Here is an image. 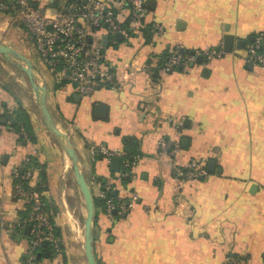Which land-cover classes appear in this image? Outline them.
Returning a JSON list of instances; mask_svg holds the SVG:
<instances>
[{
	"label": "crops",
	"instance_id": "obj_1",
	"mask_svg": "<svg viewBox=\"0 0 264 264\" xmlns=\"http://www.w3.org/2000/svg\"><path fill=\"white\" fill-rule=\"evenodd\" d=\"M32 1L52 11L63 0ZM145 1L146 26L152 29L157 21L164 32L157 36L142 28L119 38L126 53L115 59L105 51V60L117 71L133 65L136 73L89 95L59 81L40 61L27 28L0 11V34L33 61L38 81L47 88L48 107L73 141L94 201L106 196L103 180L117 182L118 170L99 147L124 148L128 137L138 140L135 173L121 183L137 193L135 205L119 217L95 205L97 262L264 264V68L247 62L243 51L264 30V0ZM227 34L233 36L231 51L225 50ZM220 45L221 53H201ZM177 48L195 54V60L165 71L169 53ZM18 80L0 67V118L3 110L25 109L36 138L22 141L10 120L0 119V264H29L31 229L21 223L29 217L30 203L13 191L14 168L24 166L27 156L34 157L29 167H35V186L46 196L62 246V253L38 257L33 264H87L81 216L68 197L70 157L39 114L35 90ZM163 136L180 143L178 162L204 158L208 173L192 180L176 177L172 163L159 154ZM85 211L84 220L87 206Z\"/></svg>",
	"mask_w": 264,
	"mask_h": 264
},
{
	"label": "built area",
	"instance_id": "obj_2",
	"mask_svg": "<svg viewBox=\"0 0 264 264\" xmlns=\"http://www.w3.org/2000/svg\"><path fill=\"white\" fill-rule=\"evenodd\" d=\"M125 10L128 11L126 14L123 13ZM0 11L11 15L13 20L27 28L34 39L40 61L55 77L59 81L72 83L83 95L92 94L100 86L116 87L122 81L132 79L136 73L133 65L125 64L117 71L118 66L105 61L104 37L109 36L108 46L115 45L119 42L118 33L128 38L133 32L142 30L146 26L149 11L145 0H63L52 11L35 5L32 0H0ZM164 30L161 23H154L155 35L160 36ZM219 47H208L201 53L211 57L223 52V46ZM245 47L246 61L264 68V30L257 32ZM195 58V54L177 48L170 52L163 68L165 71H174L179 66L188 67ZM16 112V109H6L2 114L10 119L9 116H14ZM21 129L26 134L23 126ZM180 151L178 141L164 136L159 139V154L172 163L176 177L192 180L208 173L204 158L178 162ZM99 153L108 163L116 155L122 157L120 169L116 172V184H106L107 189L113 187L118 190L119 198L109 199L106 211L112 215L113 210L118 209L120 214H125L135 205L138 195L134 191L129 193L120 179L123 175H134V168L121 169L122 164L129 166V161L124 160V148H111L103 144L99 147ZM31 157L27 156L25 161ZM21 167L14 168L17 180L13 191L16 197L30 203L28 220L32 226L28 262L33 264L38 259V250L46 241L55 253L61 251V243L55 235V224L47 208V200L35 186V167L31 166L25 171H21Z\"/></svg>",
	"mask_w": 264,
	"mask_h": 264
},
{
	"label": "water",
	"instance_id": "obj_3",
	"mask_svg": "<svg viewBox=\"0 0 264 264\" xmlns=\"http://www.w3.org/2000/svg\"><path fill=\"white\" fill-rule=\"evenodd\" d=\"M118 37L120 39H123L124 35L122 33H118ZM241 41L242 43L244 42L243 39H241ZM108 42H109V36L105 35L103 52L106 51ZM232 48H233V36L231 34H227L225 36V50L231 51ZM182 50L185 51L187 49L182 48ZM191 52L195 53L196 50L192 49ZM0 53L4 54L6 57L16 56L25 61L23 68L26 71L29 77V80L36 92L37 101L40 106L43 118L46 121L48 127L58 136L60 143L62 144V146L64 147V149L66 150V152L68 153L70 157L72 168L74 169L76 173L78 182L80 184L82 191L84 192V195L86 197V203H87L86 205L87 214L85 217V229H84V234H85L84 246H85V253H86L87 261H88V264H98L97 259L95 257L94 249H93V241H94L93 223H94V212H95L94 196L89 187V181L86 180L84 172L81 170L79 166L78 154L73 144V141L71 137L69 136V134L57 124V120L54 118L52 112L50 111L48 104H47V88L45 84H41L38 81L33 61L27 55H25L18 49L12 47L8 43H6L2 37H0ZM198 60H203V54L198 55ZM77 96L79 97V94H77ZM0 119L2 121H7L8 117L3 115L1 116ZM121 161H122L121 156H118V155L114 156L111 162V168L113 170H119ZM213 164H214V160H211L209 163L210 170H213ZM26 228H28V230L31 229V224H27ZM45 244L47 245L48 241H46ZM40 256H41V252L38 253V257Z\"/></svg>",
	"mask_w": 264,
	"mask_h": 264
},
{
	"label": "trees",
	"instance_id": "obj_4",
	"mask_svg": "<svg viewBox=\"0 0 264 264\" xmlns=\"http://www.w3.org/2000/svg\"><path fill=\"white\" fill-rule=\"evenodd\" d=\"M147 29H151L148 26L143 27V30H147ZM152 33H153V27L151 29ZM170 54V53H169ZM167 60V59H166ZM10 117V123L17 129V131H19L20 133V139L22 141H26L27 139H31L34 140L36 138L31 125H30V118H29V114L25 109H21V110H17L16 114L14 116H9ZM15 121V122H14ZM22 126L24 127V130L26 131V134L22 131ZM138 140L136 138H131L128 137L125 140V145H124V149L126 151L125 155H124V160L127 159L129 161V166H124V164H122L121 169L122 170H129L133 164V160H134V155L136 154V150L138 149ZM34 163V157L32 156L30 160H28L26 162V166H22L20 168L21 171H25L26 169H28V167L31 165L30 162ZM132 177V175H123L121 177V183H124L126 181H128L130 178ZM104 185L107 184V182H105L104 180L102 181ZM112 183V185H115V182H109ZM39 189L41 190L42 188L39 187ZM45 199L46 196L43 193ZM119 198V192L116 188H111V189H106V196L103 198H95V205L98 206V204H102L103 208H105V210L107 209V201L109 199H114L117 200ZM47 200V199H46ZM47 208H48V201H47ZM30 209V206H29ZM113 213L116 217H119L121 215L124 214H120V212L118 211V209H114ZM126 214V213H125ZM28 222V224H31V222L27 219L26 221L22 222V225H25V223ZM32 226V224H31ZM31 238V236H30ZM41 252V256L39 258L42 257H55L57 254H60V252L62 253V246H61V251L59 253H55L52 250L51 244L48 242V244L46 245L45 243L43 244V246L38 250V253Z\"/></svg>",
	"mask_w": 264,
	"mask_h": 264
},
{
	"label": "rangeland",
	"instance_id": "obj_5",
	"mask_svg": "<svg viewBox=\"0 0 264 264\" xmlns=\"http://www.w3.org/2000/svg\"><path fill=\"white\" fill-rule=\"evenodd\" d=\"M0 32H1V28H0ZM0 37L3 38V36L1 34H0ZM132 38L133 37H131L130 41H134V39H132ZM122 42H125V41H119L117 43L118 44L117 46H119L118 48H116L115 45H109L107 47L106 55L108 56V58H110L112 56V53H113L114 57H117L115 59H118L119 55L121 53H126V51L121 48V45L123 44ZM6 43H8V42H6ZM9 45L14 47L12 44H9ZM14 48H16V47H14ZM243 51L245 52V55H246V52H247L246 51V47L244 48ZM105 61L109 62L110 60L108 59V60H105ZM24 64H25V61L23 59H20V58H18L16 56H8V57H6L4 54L0 53V67H1L2 72L4 74H6V75H10L12 79L13 78H17V80L19 79L20 83H22V84L24 83V85H26L28 88H30L31 90H34L32 84H31V82L29 80V77H28L27 73H26V71L23 68ZM37 105H38V103H37ZM38 112L42 116V112H41L40 108H38ZM49 130L51 132H53L50 128H49ZM53 134H55V133L53 132ZM55 138L59 139L56 134H55ZM66 180H67V182H69V187H70L69 188V195H68L69 200H70L72 205H77L76 212H77V214H80V216H81L80 224L83 227V235H84L83 239L85 240V234H84V229H85L84 221L85 220H84V215H85V212H86L85 211V206L87 205L86 197L84 195V192L80 188L79 184L77 183L78 182V178H77L76 173H75V171H74V169L72 167H70V169L67 172ZM84 257L86 259V263L88 264L86 255Z\"/></svg>",
	"mask_w": 264,
	"mask_h": 264
},
{
	"label": "bare ground",
	"instance_id": "obj_6",
	"mask_svg": "<svg viewBox=\"0 0 264 264\" xmlns=\"http://www.w3.org/2000/svg\"><path fill=\"white\" fill-rule=\"evenodd\" d=\"M82 228V227H81ZM82 230V229H81Z\"/></svg>",
	"mask_w": 264,
	"mask_h": 264
}]
</instances>
